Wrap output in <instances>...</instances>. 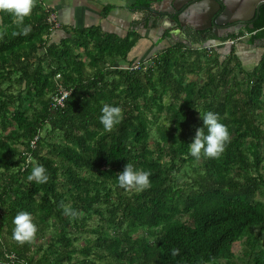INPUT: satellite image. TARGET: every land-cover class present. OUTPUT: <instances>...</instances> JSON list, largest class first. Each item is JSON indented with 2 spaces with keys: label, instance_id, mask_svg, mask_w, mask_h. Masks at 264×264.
<instances>
[{
  "label": "trees",
  "instance_id": "trees-1",
  "mask_svg": "<svg viewBox=\"0 0 264 264\" xmlns=\"http://www.w3.org/2000/svg\"><path fill=\"white\" fill-rule=\"evenodd\" d=\"M52 11L34 0L22 25L0 11V264H264V53L252 69L237 54L242 43L264 49V5L228 54L217 44L243 32L192 33L137 61L139 32L94 25L56 42ZM61 87L71 93L56 105ZM106 104L123 112L111 131ZM207 111L230 142L197 159L189 144ZM127 162L150 171L148 187L119 185ZM37 164L46 183L29 179ZM20 211L37 225L23 243Z\"/></svg>",
  "mask_w": 264,
  "mask_h": 264
},
{
  "label": "crops",
  "instance_id": "crops-1",
  "mask_svg": "<svg viewBox=\"0 0 264 264\" xmlns=\"http://www.w3.org/2000/svg\"><path fill=\"white\" fill-rule=\"evenodd\" d=\"M44 4L51 8L58 17L62 26L56 29L52 35V40L60 42L68 37L67 33L75 28L90 27L100 25L108 33L124 37L129 32L137 31L141 34V39L130 53V60H141L148 58L157 51L168 47L179 41L184 43L186 36L179 34L172 35V32L162 33L150 21L149 14L145 8L135 7L139 0H43ZM145 1V0H144ZM144 1L140 2L143 3ZM169 8L171 2H168ZM113 6L110 10L108 7ZM67 30V31H66ZM223 54H228L230 49L225 45H220ZM228 48V49H227ZM226 51V52H225ZM260 52V53H259ZM260 54L255 59L259 62L264 53V49L258 45L238 44L237 54L244 61L248 54ZM247 62L244 61V64Z\"/></svg>",
  "mask_w": 264,
  "mask_h": 264
},
{
  "label": "clouds",
  "instance_id": "clouds-1",
  "mask_svg": "<svg viewBox=\"0 0 264 264\" xmlns=\"http://www.w3.org/2000/svg\"><path fill=\"white\" fill-rule=\"evenodd\" d=\"M34 7V0H0V11H7L19 18L22 25L25 17L29 16ZM31 31V25H24L20 33L27 35ZM203 126L196 131L193 141L189 144V151L193 157L199 159L201 155L206 157H219L228 142H230V132L228 126L224 124L213 111L201 113ZM123 119L122 108L117 105L106 104L102 108L100 121L105 129L111 131ZM150 171L141 169L133 163L125 165L119 172L118 183L124 188L143 189L150 185ZM29 179H35L39 184L46 183L49 179L47 169L43 164H37L31 172ZM66 213L75 215L76 213L65 208ZM15 228L13 231L14 239L23 243L32 239L37 232L32 214L28 211H20L14 217Z\"/></svg>",
  "mask_w": 264,
  "mask_h": 264
},
{
  "label": "water",
  "instance_id": "water-1",
  "mask_svg": "<svg viewBox=\"0 0 264 264\" xmlns=\"http://www.w3.org/2000/svg\"><path fill=\"white\" fill-rule=\"evenodd\" d=\"M170 2V9L175 11L178 17L177 20L175 18L171 20L178 26V31L182 35L187 27L199 32L204 27L203 22L216 28L215 33L218 36H220L218 28L238 33L251 22L249 27L253 28L257 14L264 5V0H170ZM186 37L185 42L188 41L187 34Z\"/></svg>",
  "mask_w": 264,
  "mask_h": 264
},
{
  "label": "flooded vegetation",
  "instance_id": "flooded-vegetation-1",
  "mask_svg": "<svg viewBox=\"0 0 264 264\" xmlns=\"http://www.w3.org/2000/svg\"><path fill=\"white\" fill-rule=\"evenodd\" d=\"M168 2H170V0H164L162 2H153L149 7L145 9L149 14L151 23L156 28L160 29L162 33L174 32V36H178L180 34L178 31V26H176L175 22L171 20L172 18H175V20H177L178 17L176 15V12L169 8V5H167ZM251 24L252 22L249 23L247 26L242 27L238 33L243 32L244 34H247L248 29L250 28L249 26ZM203 25L204 27L202 26L203 28L199 32L193 30V28L187 27V29L184 30L183 35L186 36L187 34V36L189 37L192 33H197L198 35L203 37L215 35L217 37L222 38L228 37L231 34H238L234 30L223 31L224 28H218L217 32L220 35L218 36L215 33L216 28H214L213 26H207V22H203Z\"/></svg>",
  "mask_w": 264,
  "mask_h": 264
},
{
  "label": "built area",
  "instance_id": "built-area-1",
  "mask_svg": "<svg viewBox=\"0 0 264 264\" xmlns=\"http://www.w3.org/2000/svg\"><path fill=\"white\" fill-rule=\"evenodd\" d=\"M49 23L52 25L53 29H58L62 26L61 22L58 20L57 15L54 12H51L49 18H48ZM251 34L249 32H247V34H243L240 37L236 38V39H232L226 42H220L219 44H217L218 46L220 45H226V44H236L238 41L240 40H244L247 39ZM138 67V66H137ZM58 77H60V74L58 75ZM71 90H68L64 87H61V90L59 91V93H57L54 97L55 100V104L56 105H64L65 104V100L68 98V96L70 95Z\"/></svg>",
  "mask_w": 264,
  "mask_h": 264
},
{
  "label": "rangeland",
  "instance_id": "rangeland-1",
  "mask_svg": "<svg viewBox=\"0 0 264 264\" xmlns=\"http://www.w3.org/2000/svg\"><path fill=\"white\" fill-rule=\"evenodd\" d=\"M140 2L144 1V0H139ZM139 3V2H138ZM137 5V4H136ZM260 53V52H259ZM260 54L257 53V56H259ZM257 56L254 55L253 53L252 54H248L245 56V60L247 63L245 64V68L246 69H252L255 64H257L258 62L255 63V59H257ZM258 60V59H257ZM243 61V62H244ZM262 200L264 201V196H261ZM2 237L4 240L6 241H10V237L8 236V234L5 232L2 234ZM263 239H264V234H263ZM82 243H79L80 245H83L84 244V240H81ZM244 245L242 243H237L235 245V252H236V255L238 256V258L240 259H244Z\"/></svg>",
  "mask_w": 264,
  "mask_h": 264
}]
</instances>
